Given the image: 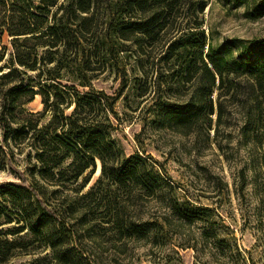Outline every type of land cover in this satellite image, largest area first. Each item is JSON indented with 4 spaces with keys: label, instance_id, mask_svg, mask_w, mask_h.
I'll list each match as a JSON object with an SVG mask.
<instances>
[{
    "label": "trees",
    "instance_id": "16d2710c",
    "mask_svg": "<svg viewBox=\"0 0 264 264\" xmlns=\"http://www.w3.org/2000/svg\"><path fill=\"white\" fill-rule=\"evenodd\" d=\"M9 1L0 0V36L5 30L13 37L2 67L7 71L0 68V168L10 167L19 182L0 183V219L8 224L13 216L18 226L0 230V264H8L15 252L39 250L48 252L32 264H111L138 244L156 248L170 233L185 239L182 248L196 250L190 245L194 241L211 264L226 258L240 264L238 247L224 238L223 226L209 222V210L179 198L166 178L148 168L147 159L125 156L111 138L110 115L116 116L113 107L126 81L120 77L117 94L109 96L93 88V77L86 74L89 62H78L99 54L98 44L87 56L79 49L86 35L92 39L100 29L96 0ZM214 1L224 9H241L247 20H264V0ZM207 2L121 0L97 40L108 46V54L130 42L139 56L138 72L140 55H158L162 69L154 70L156 79L139 92L145 100L156 94L150 107L154 123L183 136L194 134L209 127L211 116L222 115V97L241 93L246 115L253 114L264 131V38L207 43L199 22L192 28L183 24V17L201 13ZM27 41L34 46L27 47ZM38 48H46L40 59ZM65 69L70 74L65 81L75 86L59 82ZM148 73L143 70V76ZM35 96L43 107L33 113L27 105ZM24 148L29 149L27 177L12 168L14 150L20 154ZM96 160L100 177L82 193ZM202 222L209 225L195 237L191 228Z\"/></svg>",
    "mask_w": 264,
    "mask_h": 264
},
{
    "label": "rangeland",
    "instance_id": "374dc122",
    "mask_svg": "<svg viewBox=\"0 0 264 264\" xmlns=\"http://www.w3.org/2000/svg\"><path fill=\"white\" fill-rule=\"evenodd\" d=\"M7 1L10 5L11 1ZM120 1L96 0L100 29L92 39L89 38L90 35H86L87 40L81 43L79 49L87 56L88 48L92 44H98L99 54L88 59L86 57L78 59V62H89L86 74L93 77L91 81L93 88L102 90L109 96L117 94L122 83L120 77L126 81L127 89L113 107L116 116L110 115L114 128L111 130V138L120 142L125 156L138 153L147 159L148 168L166 178L179 198L209 210V222L223 226L224 238L238 247L241 254L240 264H264V131L256 123L253 114L246 115V110L240 103V100L245 99L241 93L240 95L237 93L235 98L232 93L222 97V115L211 116L209 127L197 129L194 134L183 136L154 123L150 107L154 104L156 94L153 96L151 92L148 100H145L139 97V92L148 88L149 82L156 79L154 70L162 69V65L157 62L158 55H140L139 65L142 66L138 72L136 60L139 56L134 52L135 47L130 42H125L123 46H118L117 51L108 54V46L102 45L99 41L104 22L115 16L111 10L115 9ZM191 14L193 11L183 17L182 23L192 28L193 21L199 22L201 24L199 30L204 32L207 43L220 44L226 39L264 38V20H247L243 17L241 9H224L214 0H208L201 13ZM25 37L19 38L24 40ZM12 38L5 30L0 36V51L3 53L0 68L9 59ZM25 45L31 48L34 42L27 41ZM45 49H37L39 59ZM151 49L152 46H144L147 53ZM117 64L119 69L116 68ZM120 68H123L124 73ZM152 69L153 73H148ZM2 70L4 73L7 68ZM143 70L148 73L147 77L143 76ZM29 75L34 76L35 72H30ZM60 75L63 76V79L59 80L61 84L75 86L65 81L70 76L68 69L62 70ZM76 90L84 91L79 86H76ZM216 94L214 101L217 100ZM42 107L38 96L27 105V109L33 113L40 112ZM28 150L24 148L20 154L14 150L12 167L15 172L25 177H27L25 170H28L29 166L24 158ZM95 164L94 173L82 193L100 177V163L96 160ZM10 170V167L0 168V183L19 182ZM82 180L79 179L78 184ZM151 212L155 214L156 210ZM11 218L12 222L8 224L0 219V230L18 226L17 222L13 221L15 217ZM208 225L202 222L193 226L192 234L197 237L201 228L203 230ZM24 234L23 232L20 235L24 237ZM178 235L170 233L166 240H162L152 250L150 245L138 244L129 253L116 255L117 261L111 264H211L206 255L200 254V249L194 241H190V245L197 246V251L193 248H182L187 243ZM37 252L35 255L15 252L8 264H32L33 259L42 258L48 251ZM109 253L113 254L112 251ZM206 253L204 250V254ZM42 264L48 262L44 261ZM223 264L231 263L226 258Z\"/></svg>",
    "mask_w": 264,
    "mask_h": 264
}]
</instances>
